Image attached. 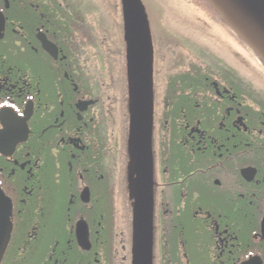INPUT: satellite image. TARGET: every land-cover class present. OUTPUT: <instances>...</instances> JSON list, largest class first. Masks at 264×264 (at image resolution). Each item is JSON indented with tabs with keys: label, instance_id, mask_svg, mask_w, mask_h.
I'll return each mask as SVG.
<instances>
[{
	"label": "flooded vegetation",
	"instance_id": "1",
	"mask_svg": "<svg viewBox=\"0 0 264 264\" xmlns=\"http://www.w3.org/2000/svg\"><path fill=\"white\" fill-rule=\"evenodd\" d=\"M87 11L69 0H0L4 264H132L123 20L127 116L114 120L92 77L102 53ZM176 37L164 75L153 42L152 264H264V80L238 74L232 47L221 59L192 44L184 60ZM124 178L131 219L118 232Z\"/></svg>",
	"mask_w": 264,
	"mask_h": 264
},
{
	"label": "water",
	"instance_id": "2",
	"mask_svg": "<svg viewBox=\"0 0 264 264\" xmlns=\"http://www.w3.org/2000/svg\"><path fill=\"white\" fill-rule=\"evenodd\" d=\"M127 45L129 189L133 202L132 264H152L153 40L142 0H120ZM264 66V0H204ZM7 154V149L0 147ZM11 203L0 186V263L11 233Z\"/></svg>",
	"mask_w": 264,
	"mask_h": 264
},
{
	"label": "rangeland",
	"instance_id": "3",
	"mask_svg": "<svg viewBox=\"0 0 264 264\" xmlns=\"http://www.w3.org/2000/svg\"><path fill=\"white\" fill-rule=\"evenodd\" d=\"M149 18L151 33L155 48L163 54L161 74L164 75L169 68V40L172 34L177 35L175 47L184 60L191 61L192 46L209 48V45L218 54V58L225 59L226 49L232 47L237 52V70L241 77L251 76V69L260 74L264 80V68L248 47L220 20L218 15L204 0H142ZM75 3L77 8L88 9L89 21L92 26L94 43L100 45L101 56L92 60V77L99 78L107 91L108 110L111 108L109 118L118 120V116H127L126 84L124 81L125 69L122 65V36L121 21L122 9L120 0H69ZM123 22V21H122ZM193 44V45H192ZM205 45V46H204ZM225 52V54H224ZM225 55V56H223ZM157 65L159 61H157ZM168 63V64H167ZM262 70V71H261ZM102 73V78L98 74ZM124 100V101H123ZM115 102V103H113ZM121 120V119H120ZM116 124V128L124 126V121ZM112 124V122H109ZM113 126H109L110 139L113 140ZM118 160V159H117ZM112 169L114 168V161ZM123 165L122 159H119ZM117 163V161H116ZM122 191L116 203L117 227L122 231L129 228L130 212L125 190V178ZM125 232V230H124ZM119 244V243H118ZM120 253V244L116 246ZM120 259V257H118Z\"/></svg>",
	"mask_w": 264,
	"mask_h": 264
},
{
	"label": "trees",
	"instance_id": "4",
	"mask_svg": "<svg viewBox=\"0 0 264 264\" xmlns=\"http://www.w3.org/2000/svg\"><path fill=\"white\" fill-rule=\"evenodd\" d=\"M5 258H6V255H5ZM5 258H4V259H5ZM4 261H5V260H4ZM4 261H3V262H1V264H4Z\"/></svg>",
	"mask_w": 264,
	"mask_h": 264
},
{
	"label": "snow or ice",
	"instance_id": "5",
	"mask_svg": "<svg viewBox=\"0 0 264 264\" xmlns=\"http://www.w3.org/2000/svg\"><path fill=\"white\" fill-rule=\"evenodd\" d=\"M0 107H3V105H0ZM13 107H14V105H13Z\"/></svg>",
	"mask_w": 264,
	"mask_h": 264
}]
</instances>
